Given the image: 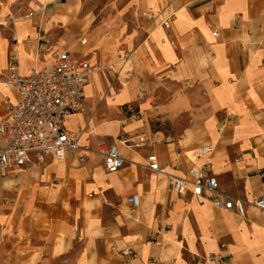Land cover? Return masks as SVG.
<instances>
[{
  "label": "crops",
  "instance_id": "1",
  "mask_svg": "<svg viewBox=\"0 0 264 264\" xmlns=\"http://www.w3.org/2000/svg\"><path fill=\"white\" fill-rule=\"evenodd\" d=\"M62 49L100 67L82 112L65 119L82 131L86 156L0 168V189L17 187L11 202L0 200V264H195L213 255L264 264V225L253 205L264 194V0H0L1 73L13 55L26 73L41 64L35 54L49 61ZM103 89L114 104L104 117L90 116ZM15 101L0 82V117ZM129 106L142 116L130 117ZM153 134L170 145L120 142ZM104 142L124 158L114 173L102 164ZM150 154L178 176L191 167L212 172L243 213L178 197L165 175H149Z\"/></svg>",
  "mask_w": 264,
  "mask_h": 264
},
{
  "label": "built area",
  "instance_id": "2",
  "mask_svg": "<svg viewBox=\"0 0 264 264\" xmlns=\"http://www.w3.org/2000/svg\"><path fill=\"white\" fill-rule=\"evenodd\" d=\"M163 26L169 27L164 21ZM216 35L217 33L214 32ZM84 42V41H82ZM34 59L41 64L34 65L26 73L17 69L18 56L13 55L6 66L5 73L0 72V82L13 91L16 101L2 105L4 114L0 117V168L20 167L33 159L43 163L48 158L64 160L69 155L82 162L86 156L81 143L82 131H75L65 125V119L71 114L83 110L86 90L95 67L85 59H80L66 49L57 50L49 61L40 60L37 53ZM115 79L121 87L126 86L115 71ZM137 99H142L143 90L136 89ZM125 112L132 118H139V107H127ZM121 143L129 146L144 147L154 143L170 145L171 140L159 134L152 137L140 136L137 141L132 137L121 138ZM209 147H201L202 155ZM175 158L179 153L175 152ZM124 164V158L117 144L109 145L103 153V167L107 173L118 171ZM147 169L153 178L165 175L169 189L178 197H207L216 207L223 210H236L243 213V203L219 189L216 175L203 167L187 169V176H178L168 172V164H161L155 154L147 156ZM127 201L132 207L138 204L136 195H130ZM254 207L264 225V194L256 197ZM130 255L129 248L121 250ZM148 264H155L154 260ZM195 264H225L219 255L200 257Z\"/></svg>",
  "mask_w": 264,
  "mask_h": 264
},
{
  "label": "rangeland",
  "instance_id": "3",
  "mask_svg": "<svg viewBox=\"0 0 264 264\" xmlns=\"http://www.w3.org/2000/svg\"><path fill=\"white\" fill-rule=\"evenodd\" d=\"M78 54H80V52H78ZM88 56L89 55L87 54L84 59H87ZM111 82H113V80ZM100 83L103 84L102 88H104L105 86L109 85V83L107 81V78L105 76H102V79L100 80ZM104 89H106V88H104ZM104 89L102 90V93H103V103L101 105L102 107L97 112L95 110L91 111L89 113L90 116H93V114L97 113L99 116L102 115V117H104L105 114L107 113L108 107L110 105L114 104L113 100L116 99V97H107L106 90H104ZM80 112H82V111H80ZM108 144H109L108 142L102 143L101 150L105 151V149L108 147ZM103 153H102V156H101L102 161H103ZM102 164H103V162H102ZM4 175L6 176L7 174H4ZM16 189H17V187H15V190H14L13 186H8V187L4 186V187H2L0 189V200H2L4 203L11 202L15 198L16 194H12V193L17 192Z\"/></svg>",
  "mask_w": 264,
  "mask_h": 264
}]
</instances>
